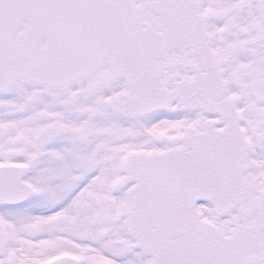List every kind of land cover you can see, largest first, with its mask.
<instances>
[{"label":"snow or ice","instance_id":"1","mask_svg":"<svg viewBox=\"0 0 264 264\" xmlns=\"http://www.w3.org/2000/svg\"><path fill=\"white\" fill-rule=\"evenodd\" d=\"M0 264H264V0H0Z\"/></svg>","mask_w":264,"mask_h":264}]
</instances>
